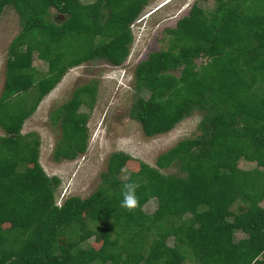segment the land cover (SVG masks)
<instances>
[{
    "label": "trees",
    "instance_id": "16d2710c",
    "mask_svg": "<svg viewBox=\"0 0 264 264\" xmlns=\"http://www.w3.org/2000/svg\"><path fill=\"white\" fill-rule=\"evenodd\" d=\"M146 1L0 0V12L9 5L19 21L0 89V264H264V0L191 3L162 27L165 46L134 64L127 116L143 135L199 112L196 131L152 164L135 161L122 178L130 157L110 152L90 193L56 203L59 178L38 164L35 133L19 132L67 68L123 61L129 24ZM49 9L62 18H50ZM32 53L45 62L42 74L29 65ZM93 99V84L84 83L52 109L53 159L84 151L86 114L77 108ZM239 158L254 166L239 168ZM127 182L139 185L132 211L121 207ZM149 198L155 206L145 213Z\"/></svg>",
    "mask_w": 264,
    "mask_h": 264
},
{
    "label": "rangeland",
    "instance_id": "374dc122",
    "mask_svg": "<svg viewBox=\"0 0 264 264\" xmlns=\"http://www.w3.org/2000/svg\"><path fill=\"white\" fill-rule=\"evenodd\" d=\"M191 3L209 9L213 0H147L129 24L131 40L127 54L120 64L110 65L102 59H93L67 68L59 80L39 99L33 111L22 120L19 132H34L37 137L38 164L47 175L59 178V183L54 189L56 203L67 195L83 197L90 193L98 183V173L104 169L108 153L120 151L130 157L118 172V176L123 178L129 169L134 168L135 161L152 164L158 152L196 131L195 124L199 116L196 110L175 122L167 131L151 136L143 135L138 123L127 116L129 103L135 95L132 88V67L148 52L165 46L162 27L171 26L176 18L187 11ZM53 15L57 19L62 18L61 14L49 9V17L55 19ZM18 29L17 15L9 5H5L0 12V89L6 46ZM201 60L197 57L194 61L198 63ZM29 65L37 75L45 71V62L38 59L34 53L30 56ZM173 73L176 74V71ZM84 83L94 86L91 106L87 108L80 104L77 108L86 114L85 149L69 160L53 159L52 148L59 141V126L57 118L51 115L52 109L66 100L75 86ZM138 93L143 97L147 94L145 90ZM2 134L0 129V135ZM237 166L249 169L254 163L239 158ZM162 171L171 172L172 169L165 168ZM154 206V198H149L141 205V209L148 213ZM241 235L239 231L234 233L236 238ZM167 241L170 244V240ZM84 242L94 247L98 244L91 237ZM183 264L191 262L184 260Z\"/></svg>",
    "mask_w": 264,
    "mask_h": 264
},
{
    "label": "clouds",
    "instance_id": "9594fccd",
    "mask_svg": "<svg viewBox=\"0 0 264 264\" xmlns=\"http://www.w3.org/2000/svg\"><path fill=\"white\" fill-rule=\"evenodd\" d=\"M139 187L135 182H127L122 186V200L121 207L129 211L135 210L139 207V200L136 195V190Z\"/></svg>",
    "mask_w": 264,
    "mask_h": 264
}]
</instances>
